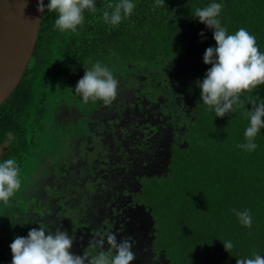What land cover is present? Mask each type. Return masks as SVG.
Returning <instances> with one entry per match:
<instances>
[{
	"label": "trees",
	"instance_id": "16d2710c",
	"mask_svg": "<svg viewBox=\"0 0 264 264\" xmlns=\"http://www.w3.org/2000/svg\"><path fill=\"white\" fill-rule=\"evenodd\" d=\"M117 2L95 0L97 10H85L76 32L56 29L57 13L45 10L30 63L0 105V144L9 141L0 162L17 154L21 180L8 204L0 202V264H11L14 238L38 227L67 230L75 240L70 251L77 255L92 251L88 243L97 233L111 231L118 241L136 242L145 232L147 250L135 243L133 264H236L264 256V128L255 137L254 151L237 147L247 142L249 98L264 103V85L242 93V104L216 117L196 86L211 67L203 56L215 47L213 30L194 18L196 8L222 4L218 19L228 33L244 28L264 52V0H164L160 7L156 0H131V16L111 26L103 11L111 12L107 5ZM95 62L109 67L118 81L140 86L141 104H147L153 85L156 107L174 106L177 136L164 174L151 169L132 181L115 176V168L98 170L119 154L116 134L102 135L115 127L118 114L131 113L130 106L122 111L126 100L107 105L113 108L111 119L92 117L97 124L89 132L72 127L67 134L47 118L58 86L67 77L78 82L76 70ZM93 102L91 113L101 101ZM104 139L107 146L100 148ZM185 139L189 144L180 149ZM233 209L248 210L252 226H243ZM137 212L142 214L138 219ZM225 241L233 244L229 252Z\"/></svg>",
	"mask_w": 264,
	"mask_h": 264
},
{
	"label": "clouds",
	"instance_id": "9594fccd",
	"mask_svg": "<svg viewBox=\"0 0 264 264\" xmlns=\"http://www.w3.org/2000/svg\"><path fill=\"white\" fill-rule=\"evenodd\" d=\"M164 4V0H156V7ZM223 5L211 3L203 8H196L194 18L213 30L215 47H208L203 62L210 65L203 80H197L200 99L210 109H214L216 117H224L231 112L234 105L242 104L241 94L252 92L264 85V52L257 46L256 38L244 28L229 34L221 25L220 16ZM111 12L103 11L106 24L117 26L123 19L133 13L135 4L131 0H119L107 5ZM56 12L55 28L61 32H76L84 22L85 10L95 12V0H38L37 11ZM201 36L204 33H200ZM119 81L109 67L95 62L75 86V93L83 102L89 100L111 104L117 97ZM251 111L246 112L249 126L244 132L246 143L237 147L254 151L257 144L255 137L264 128V103L257 105L255 99L249 98ZM19 167L13 158L0 162V202L8 204L10 198L21 187ZM240 223L245 227L252 226V217L248 210L233 209ZM117 233H97L88 243V248L77 255L70 251L75 240L67 230L57 228L55 231L43 227L32 228L26 237L17 236L10 244L12 253L11 264H133L136 253L132 250L130 240H117ZM105 245L107 248L105 250ZM227 252L233 248L231 241L223 242ZM95 252V254H93ZM236 264H264V256L255 254L251 258L237 259Z\"/></svg>",
	"mask_w": 264,
	"mask_h": 264
},
{
	"label": "flooded vegetation",
	"instance_id": "af4514ba",
	"mask_svg": "<svg viewBox=\"0 0 264 264\" xmlns=\"http://www.w3.org/2000/svg\"><path fill=\"white\" fill-rule=\"evenodd\" d=\"M84 73L83 68L76 70V79L78 76L82 78ZM70 80L72 86L68 87ZM70 80L67 77L65 84L58 86V92L55 96L52 95L48 101L49 114L51 115L49 116L48 114L47 118L57 121L55 122L56 129L59 127L61 131H66L67 134H70L72 127L76 131L89 132L96 126L98 117L101 120L103 117L106 119V116L110 119L112 118L113 108L105 104L102 105L100 101L93 102L95 105L100 102V107L96 108L94 113H91V104L83 102L82 98L74 92L77 82L74 79ZM144 88L142 87V89ZM147 91L150 95L154 94L151 89ZM117 92L116 100L120 99V102L123 100L129 102L127 107H122V111L125 112V109L129 108V106L132 111L128 115L118 114L115 127L103 130L102 137L115 133L116 140L123 138L121 139L123 142L120 143L119 141V154L117 153L116 160H114V156L110 157L111 160L108 159V162L104 161L102 165H99L98 170L102 171L104 169L108 173H111V170L115 168V176L119 178L127 176V178H132V181L136 179V176L148 173L151 169H156L157 173L164 174L169 156V148L172 147L170 145L173 144L177 136L174 117L179 116L174 112V106L171 107L170 104H165L164 108L159 109L153 103L155 98H153L152 102L150 101L152 99L150 95L148 96L147 104H141L143 101L140 97L141 87L138 85L130 86L126 81H119ZM67 98H71L72 102H67ZM94 116H97L95 122L92 120ZM106 144L107 140L104 139L99 143V146L100 148H104L107 146ZM188 144V141L185 139L184 142L179 143L180 149L187 147ZM175 145L173 146L174 148ZM123 147H125L126 151L121 149ZM116 162L119 163L117 167L115 166ZM122 170L124 171L122 172ZM131 170L134 171V174L131 173ZM135 216L138 219L142 214L137 212ZM135 241L132 244L136 243V246L139 247L141 239H136Z\"/></svg>",
	"mask_w": 264,
	"mask_h": 264
},
{
	"label": "water",
	"instance_id": "95a60500",
	"mask_svg": "<svg viewBox=\"0 0 264 264\" xmlns=\"http://www.w3.org/2000/svg\"><path fill=\"white\" fill-rule=\"evenodd\" d=\"M37 4L0 0V105L19 85L32 58L43 15Z\"/></svg>",
	"mask_w": 264,
	"mask_h": 264
},
{
	"label": "rangeland",
	"instance_id": "374dc122",
	"mask_svg": "<svg viewBox=\"0 0 264 264\" xmlns=\"http://www.w3.org/2000/svg\"><path fill=\"white\" fill-rule=\"evenodd\" d=\"M150 87H151V90H153L154 86H153V85H150ZM160 89H162L161 86H160ZM150 96H151V98H152V100H151V102H152V101H153V98H154V95H150ZM155 100H157V96H155ZM58 102H59V101H58ZM9 135H10V134H9ZM9 138H11V136H10ZM117 138H119V137H117ZM121 139H123V138H119V139H118V140L120 141V143L123 142V140H121ZM8 144H9V141H6L4 144H0V156L3 154L4 150L7 148ZM121 149H122V150H125V147H123V148H121ZM125 151H126V150H125ZM14 159H17V154L14 156ZM131 173L134 174V171L131 170ZM145 241H147V238L145 237V233H142V234H141V242H140L139 249H145V250H147V244H146ZM145 253L148 254V252L144 251V252H143V255H145ZM149 260H151V257H150ZM157 261H158V260H156L154 263L156 264Z\"/></svg>",
	"mask_w": 264,
	"mask_h": 264
}]
</instances>
